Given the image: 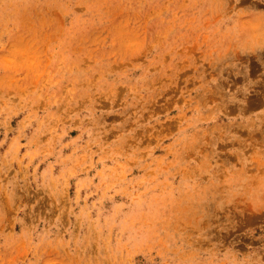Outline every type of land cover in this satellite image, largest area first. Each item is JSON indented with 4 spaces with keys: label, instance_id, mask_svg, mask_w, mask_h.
<instances>
[{
    "label": "rangeland",
    "instance_id": "1",
    "mask_svg": "<svg viewBox=\"0 0 264 264\" xmlns=\"http://www.w3.org/2000/svg\"><path fill=\"white\" fill-rule=\"evenodd\" d=\"M0 264H264V0H0Z\"/></svg>",
    "mask_w": 264,
    "mask_h": 264
}]
</instances>
